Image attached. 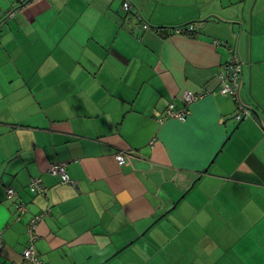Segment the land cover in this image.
I'll return each instance as SVG.
<instances>
[{"label":"crops","instance_id":"obj_1","mask_svg":"<svg viewBox=\"0 0 264 264\" xmlns=\"http://www.w3.org/2000/svg\"><path fill=\"white\" fill-rule=\"evenodd\" d=\"M124 1L0 0V264H264V0Z\"/></svg>","mask_w":264,"mask_h":264},{"label":"built area","instance_id":"obj_2","mask_svg":"<svg viewBox=\"0 0 264 264\" xmlns=\"http://www.w3.org/2000/svg\"><path fill=\"white\" fill-rule=\"evenodd\" d=\"M123 8L125 11H132L133 5L129 1H124ZM146 29L149 26H145ZM189 31L192 32L194 28L190 26ZM175 32L183 33L185 29H177ZM218 43V42H216ZM225 74L221 77V88L220 92L223 95L229 96L234 100H238L240 97V88H241V77L243 72V66L237 58H233L230 63L225 66ZM206 94H195L192 92H186L183 95V103L184 107L180 110H175L173 105H170L168 110L166 111V116L171 118H177L181 121H185L190 113V105L197 100L205 97ZM252 117V110L248 107L244 106V104H239V110L235 115V119L237 122L241 123L246 119ZM116 160L119 165H123L126 161V153L124 151H120L116 154ZM51 175L59 176L63 183L72 184L73 181L70 178V175L67 171V164L64 163H51L49 166V170ZM30 189L35 193L45 194L47 189L43 185L40 179L32 180L30 184ZM8 197H13L16 194V191L13 188H9L7 191ZM16 209L19 213H24L27 211V208L23 202H19L16 204ZM44 214H37L32 217L30 223L27 227V233L29 236L28 246L25 248L23 252V259L20 264H43L42 260L38 257L36 250V242L39 238L38 236V227L40 222L43 219ZM4 246V239L2 234H0V252Z\"/></svg>","mask_w":264,"mask_h":264},{"label":"trees","instance_id":"obj_3","mask_svg":"<svg viewBox=\"0 0 264 264\" xmlns=\"http://www.w3.org/2000/svg\"><path fill=\"white\" fill-rule=\"evenodd\" d=\"M146 26V25H145ZM145 26H144V28H145ZM148 26V25H147ZM146 29V28H145ZM149 29V28H148ZM177 29H184V28H177V27H154V30L156 31V32H163V31H166V32H164L166 35H167V33L168 32H170V33H173V32H175ZM147 30V29H146ZM185 32H186V30H185ZM193 32V31H192ZM170 105H173L174 106V104H170ZM170 105L168 106V108L170 107ZM168 108L166 109V111L168 110ZM174 109H175V106H174ZM175 110H177V109H175ZM180 110V109H179ZM166 111H165V117L166 118H168L167 116H166ZM119 153V152H118ZM59 177V176H58ZM38 194H40V193H38Z\"/></svg>","mask_w":264,"mask_h":264}]
</instances>
